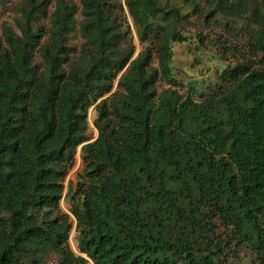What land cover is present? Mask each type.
I'll list each match as a JSON object with an SVG mask.
<instances>
[{
  "label": "trees",
  "instance_id": "1",
  "mask_svg": "<svg viewBox=\"0 0 264 264\" xmlns=\"http://www.w3.org/2000/svg\"><path fill=\"white\" fill-rule=\"evenodd\" d=\"M16 5L0 30V264H264V0ZM206 27L235 44L214 86L183 85L173 44Z\"/></svg>",
  "mask_w": 264,
  "mask_h": 264
},
{
  "label": "rangeland",
  "instance_id": "2",
  "mask_svg": "<svg viewBox=\"0 0 264 264\" xmlns=\"http://www.w3.org/2000/svg\"><path fill=\"white\" fill-rule=\"evenodd\" d=\"M19 0H13L11 5L2 9L0 12V30L2 21H7L11 26L14 25V19L17 14V3ZM128 21L132 30V41L135 46V55L141 51L144 44H142L135 33V28L131 19L128 17ZM186 40L182 42H175L172 47L171 66L172 72L176 75L177 79L183 85L188 82L197 81L200 82L203 88L212 87L218 82V77L215 73L216 69L220 65L217 51L221 48L218 46L228 47L230 44H235L234 40L218 27H206L203 30L201 28L189 29L186 33ZM204 37V41H200V37ZM225 38L228 41L224 44ZM198 40V41H197ZM228 55H226L227 57ZM224 58V57H222ZM168 87V85L161 86ZM183 91V90H181ZM95 118L94 108L91 107L88 113V131L89 138H94L97 135V130L94 127L93 120ZM84 164H82L79 149L77 150L73 166L63 181L64 193L67 191L70 184L77 182L78 175L81 174ZM63 193V196H64ZM60 207L64 212L69 213L70 204L64 197L60 201ZM72 228L69 233L68 244L69 247L78 253L75 220L71 217ZM246 260V255L241 253L240 255ZM89 264H92L91 262Z\"/></svg>",
  "mask_w": 264,
  "mask_h": 264
},
{
  "label": "water",
  "instance_id": "3",
  "mask_svg": "<svg viewBox=\"0 0 264 264\" xmlns=\"http://www.w3.org/2000/svg\"><path fill=\"white\" fill-rule=\"evenodd\" d=\"M86 136L89 138L88 134H86ZM91 140L90 141H93L95 138H90Z\"/></svg>",
  "mask_w": 264,
  "mask_h": 264
},
{
  "label": "clouds",
  "instance_id": "4",
  "mask_svg": "<svg viewBox=\"0 0 264 264\" xmlns=\"http://www.w3.org/2000/svg\"><path fill=\"white\" fill-rule=\"evenodd\" d=\"M97 137V135L94 137V138H96ZM89 140H91L90 138H89ZM93 264V263H92Z\"/></svg>",
  "mask_w": 264,
  "mask_h": 264
}]
</instances>
